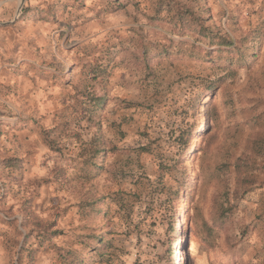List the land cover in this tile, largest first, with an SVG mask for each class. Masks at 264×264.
Segmentation results:
<instances>
[{"label": "rangeland", "instance_id": "374dc122", "mask_svg": "<svg viewBox=\"0 0 264 264\" xmlns=\"http://www.w3.org/2000/svg\"><path fill=\"white\" fill-rule=\"evenodd\" d=\"M168 1L0 0V264H264V0H175L249 46L233 64Z\"/></svg>", "mask_w": 264, "mask_h": 264}, {"label": "trees", "instance_id": "16d2710c", "mask_svg": "<svg viewBox=\"0 0 264 264\" xmlns=\"http://www.w3.org/2000/svg\"><path fill=\"white\" fill-rule=\"evenodd\" d=\"M161 11L166 9L168 11V22L174 27L175 30L180 32L185 31H193L198 33L200 36L206 38L208 44L212 45L217 44V48L215 49H207L203 50V57L214 61L217 58L220 62L228 61L230 64H233L238 58L242 61L245 60V56L249 54V46L248 45H238L234 39H232L228 34H223L222 31L211 22L210 15L199 14L196 13L191 8H186L185 6L179 4L175 0H170L168 2L161 4ZM169 41V46L172 45L175 41L173 38L165 36ZM185 44L184 41H178V44ZM186 51L184 47L178 48V51ZM164 51H169V47L165 46L164 50H160L159 53ZM236 52L238 55L237 59L232 58V53ZM190 56H195L196 53L192 50L188 51ZM235 55V54H234ZM234 57V56H233ZM243 65L249 66L250 63H241ZM96 74H98V70H94ZM91 103L86 111L90 113V121L93 122L92 126L96 127V132L93 134L91 139L87 141H83L81 155L87 163H92L93 165H97V158L100 157V153L105 152L107 149L104 148L103 140L99 137L102 130V124L95 121L94 118L97 115L98 110L103 106L104 99L101 96L92 97L89 100ZM88 101V102H89ZM192 139L193 137H190ZM187 144L189 142L187 141ZM249 148L252 150V153H263L264 149V135L262 133H257L250 141ZM8 166L15 165V161L13 159H9L5 161ZM250 177L246 175L243 177V180H248ZM250 181V180H249ZM248 182V181H245ZM100 199H95V197L91 198V210L95 211L98 208V202ZM206 230L211 232L212 227L206 223ZM95 241H101L102 237L95 236ZM88 246V244L86 243ZM89 247V246H88ZM68 253L72 256V260H78V254L74 251H68Z\"/></svg>", "mask_w": 264, "mask_h": 264}]
</instances>
